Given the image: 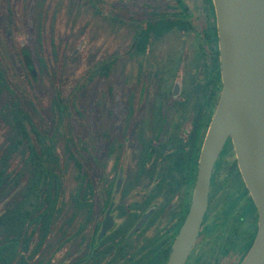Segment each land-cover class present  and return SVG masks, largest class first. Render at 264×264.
<instances>
[{"label":"rangeland","instance_id":"obj_1","mask_svg":"<svg viewBox=\"0 0 264 264\" xmlns=\"http://www.w3.org/2000/svg\"><path fill=\"white\" fill-rule=\"evenodd\" d=\"M181 1L190 14L187 28L163 32V25L185 18L176 0H0V102L15 101L27 114L19 118L32 138L41 140L40 133L51 147L65 169V199L74 201L90 176L102 197L101 164L86 172V162L94 157L108 165L103 177L116 179L119 168L112 162L121 161L124 176L134 178L162 112L161 118L168 114L163 143L169 148L177 146L181 131H190L193 104L206 92L203 72L212 68L219 39L216 15L208 14L204 0ZM50 11H56V22ZM147 28L149 41L143 43ZM146 128L151 129L148 138L142 133ZM110 132L120 146L113 154L107 148ZM4 134L0 129V144ZM172 160L165 159L166 171ZM222 160L187 264H240L256 238L258 210L236 164L234 145ZM72 209L64 211L58 225L66 236L57 227L52 247L69 241L75 231ZM76 235L53 264H69L74 247L87 236L85 230Z\"/></svg>","mask_w":264,"mask_h":264},{"label":"flooded vegetation","instance_id":"obj_2","mask_svg":"<svg viewBox=\"0 0 264 264\" xmlns=\"http://www.w3.org/2000/svg\"><path fill=\"white\" fill-rule=\"evenodd\" d=\"M56 2L55 7L58 6ZM176 2L178 7L188 14V17L185 16L184 19H179L184 20L187 25V19L190 15L189 10L181 6V3H183L181 0H176ZM78 3H81V1ZM204 3L209 15L212 12L215 13L213 0H204ZM60 8L57 9L60 10ZM56 14V11H50L49 14V18L53 19L54 22L57 20L55 19ZM167 20L168 22L171 21V19ZM148 32L149 28L146 30V36H149ZM54 34L53 32L52 35ZM165 34L167 32L159 37ZM48 36L51 35L48 34ZM203 67L207 68L208 66ZM203 73V85L206 92L202 100L197 99L193 104V113L190 117L192 118V127L188 133L181 131L184 136L180 134L177 146L169 148V144L163 143L168 114L165 118H161L163 117L162 112L159 117L158 128L155 130L153 137L147 139L150 140V144L146 159L141 162L139 173L134 178L124 176L121 161H111L112 165L119 168L116 179L114 175L113 177H103L104 169L106 170L108 165L102 164L99 158L94 157L91 162H86V167L90 168L86 172L96 168L97 163L101 164L100 166L103 169L100 177L102 180L100 183L102 197L100 198V195L95 191L97 183L93 182V178L90 176L85 179L81 192L72 201L74 209L70 210L73 214L70 216L69 221H72V224L74 222L76 228L67 242L71 247L75 242L74 239L78 236L76 235L77 231L85 230L87 236L74 247L69 264H167L176 237L191 207L200 154L221 98L223 84L219 45L218 55L214 59L212 68ZM178 90V86L173 90L174 100L178 98ZM169 108L170 106L168 110ZM205 129L207 130L204 137ZM150 132L151 129L148 128L142 130L146 138L149 137ZM112 134L111 132L108 133L111 141L107 148L109 153L113 154L115 146L116 148L120 146L115 144L118 143L117 141L112 140L114 138ZM231 144L233 145V142L229 139L215 164L208 209L203 224L207 218L213 194L216 192L217 175L223 165L224 153ZM112 154L109 157H112ZM191 157L195 160L196 172L194 179L191 178L189 168H187V162ZM167 158L173 159L169 171H166L164 166ZM180 161L185 162V165L180 167ZM236 162L239 168L238 160ZM150 167L154 168V171L147 179L145 173ZM82 190L85 192L83 193ZM82 195H84V200L80 201L84 203L85 209H78L77 199ZM94 205L96 209H94ZM81 213L82 215H80ZM105 224H107V231L104 235H101ZM203 224L199 237L202 233ZM59 228L64 227L62 225L58 226ZM67 242L61 240L56 242V256L53 261L58 260L66 251L65 245Z\"/></svg>","mask_w":264,"mask_h":264},{"label":"water","instance_id":"obj_3","mask_svg":"<svg viewBox=\"0 0 264 264\" xmlns=\"http://www.w3.org/2000/svg\"><path fill=\"white\" fill-rule=\"evenodd\" d=\"M213 3L222 93L200 154L191 207L167 264H186L197 242L213 170L229 139L259 216L256 238L240 264H264V0ZM106 231L107 224L101 235Z\"/></svg>","mask_w":264,"mask_h":264},{"label":"trees","instance_id":"obj_4","mask_svg":"<svg viewBox=\"0 0 264 264\" xmlns=\"http://www.w3.org/2000/svg\"><path fill=\"white\" fill-rule=\"evenodd\" d=\"M169 23L162 26L163 32L187 28L181 20ZM158 27L155 24L153 28ZM149 37L141 41L147 43ZM15 103L12 99L5 104L0 102V129L5 132L0 144V264H53L56 248L50 243L64 211L72 207V201L65 199V169L40 133L41 140L32 138L24 118H19L25 113ZM194 163V158H189L187 168L192 179L196 172ZM179 164L182 167L185 162ZM80 200H84V195L77 199V208L85 209ZM58 232L66 236L65 228ZM252 245L253 242L246 254Z\"/></svg>","mask_w":264,"mask_h":264}]
</instances>
